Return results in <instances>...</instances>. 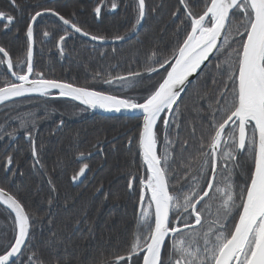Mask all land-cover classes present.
I'll list each match as a JSON object with an SVG mask.
<instances>
[{"label": "trees", "instance_id": "obj_1", "mask_svg": "<svg viewBox=\"0 0 264 264\" xmlns=\"http://www.w3.org/2000/svg\"><path fill=\"white\" fill-rule=\"evenodd\" d=\"M183 2L145 0L146 18L137 36L115 44L89 41L56 17L41 16L34 28L33 78L69 82L128 102L145 101L169 67L152 71L176 56L191 31L192 17L201 16L211 0ZM48 9L101 38L131 33L140 16L138 0H0V46L18 74L26 72L30 21ZM252 19L248 3H239L213 59L190 84L168 125L165 111L156 126L163 169L190 177L187 184L172 180L174 195L185 185H201L202 191L207 184L214 135L238 104V70ZM12 82L0 53V87ZM141 126V117L91 114L74 101L51 95L0 105V187L21 202L31 223L28 242L12 264H129L117 258L141 249L153 225L151 213L138 219L140 189L130 188L133 177H141L143 170L147 176ZM234 127L225 133L233 139L223 141L222 149L230 155L236 152ZM249 131V148L237 157L252 178L257 139L252 125ZM102 144V152L79 160ZM86 165L92 170L81 182L77 176ZM16 234L15 216L0 204V255Z\"/></svg>", "mask_w": 264, "mask_h": 264}, {"label": "water", "instance_id": "obj_2", "mask_svg": "<svg viewBox=\"0 0 264 264\" xmlns=\"http://www.w3.org/2000/svg\"><path fill=\"white\" fill-rule=\"evenodd\" d=\"M240 1L242 0H211L208 8L201 16L192 17L191 31L176 56L152 71V73H156L169 66L163 81L153 94L141 103L128 102L124 98L65 81L33 78L34 28L41 16L52 15L71 31L89 41L100 44L122 43L137 36L141 30L146 18L145 0H138L140 17L134 30L118 38H101L91 35L54 10L39 11L32 17L27 30L29 51L24 74H18L14 71L11 56L0 46V53L5 57L8 72L13 79L12 83L0 87V105L26 97L51 95L52 97L74 101L88 109L92 114L142 118L139 137L140 154L150 180L157 187L160 205L153 195L156 222L146 246L136 253L122 256L118 260H131L133 256L144 253L142 264H152L155 257H157L156 264H158L167 235L174 232L169 229L173 208L172 197L162 168V160L157 151L155 129L165 111L167 112L164 124L165 126L168 125L173 111L190 84L213 59L223 42L231 14ZM249 1L253 11V20L244 43L238 70V105L217 130L214 144L215 171L210 187L197 204L208 194L213 184L219 144L225 129L230 124L236 121L239 123L238 148L241 151H243L247 140L248 124H253L257 133V156L251 184L236 227L222 248L215 264H231L234 255L244 249L250 236L257 228L259 231L258 238L247 264H264V0ZM209 19L212 21L211 26L205 31ZM150 138L153 146L150 145ZM92 154L80 155L79 160H86ZM84 174V172L81 173L80 179ZM145 196L146 190L143 189L139 207L140 214ZM0 204L13 213L17 223V234L13 245L8 251L0 255V264H12L21 255L28 242L31 223L21 202L1 187Z\"/></svg>", "mask_w": 264, "mask_h": 264}, {"label": "flooded vegetation", "instance_id": "obj_3", "mask_svg": "<svg viewBox=\"0 0 264 264\" xmlns=\"http://www.w3.org/2000/svg\"><path fill=\"white\" fill-rule=\"evenodd\" d=\"M232 124L235 125V127L231 129V133L236 134V152L233 153V151L231 153V155L233 154V159L231 160L228 157V154L230 155V152H227V154L222 149L223 141L228 142L233 139L231 136H226L225 134L226 131H228V126L225 129L219 144L217 153L216 175L214 177L213 184L208 194L198 204L197 202L210 187L212 176L215 171L216 160L214 144L217 131L214 135L212 151L209 154V156L211 157V159H209L208 161L211 164L209 177L207 178V184L202 191H200L203 187L201 185H185L180 188L178 195H174L171 191L172 180H184L187 184L190 177L172 176V169L170 167L167 168V172H165V170L163 169L173 203L169 229L174 232L167 235L158 264H215L222 248L232 236L252 180L247 168L248 166L246 165V169V163H243L242 160H238L237 157L238 154H244L249 148V126L251 123L248 124V135L243 151L239 150L238 148L239 123L238 121H236ZM115 139L116 138H113L108 142H111ZM104 147L105 144H102L99 149L91 152L93 154L89 158L93 157L98 152H102ZM101 166L102 165H99L93 171L92 177L96 175ZM186 169H188L187 166ZM91 170L92 169L89 165L84 166L80 171V174L78 175V180L83 182L86 178H88ZM82 172H84L85 174L82 179H79ZM199 180H204V178ZM248 180L249 182L246 185ZM153 184V181L149 178L148 172L146 176L144 170L141 177H133L130 183L131 189H140V201L137 212L138 219H141L147 213L152 214L153 225L147 243L151 238L156 222V209L153 201ZM143 189L146 190V196L142 212L140 214L139 207ZM196 204L197 206L195 207ZM240 252L241 254L239 255ZM250 254L251 244L248 241L244 249H242V251H238L234 255L231 264H247L250 258ZM119 258H117V260ZM143 258L144 253L135 255L131 260H129V264H131L133 260H137L138 262L140 261L142 264Z\"/></svg>", "mask_w": 264, "mask_h": 264}, {"label": "rangeland", "instance_id": "obj_4", "mask_svg": "<svg viewBox=\"0 0 264 264\" xmlns=\"http://www.w3.org/2000/svg\"><path fill=\"white\" fill-rule=\"evenodd\" d=\"M244 1V3H248V5H249V7H250V9H251V4H250V1L249 0H242V2ZM241 2V1H240ZM242 9L244 10V7H242ZM210 26H211V23H210V25H206V29H205V31L207 30V29H209L210 28ZM225 39V38H224ZM224 41V40H223ZM77 179H78V176H77ZM153 190L154 191H156V187H155V185L153 184ZM258 233H259V231H258V229L257 230H255L254 232H253V234L250 236V238H249V242H250V244H251V254H252V252H253V249H254V247H255V244H256V241H257V238H258ZM248 243V242H247ZM249 247V246H248ZM251 254H250V256H251Z\"/></svg>", "mask_w": 264, "mask_h": 264}, {"label": "bare ground", "instance_id": "obj_5", "mask_svg": "<svg viewBox=\"0 0 264 264\" xmlns=\"http://www.w3.org/2000/svg\"><path fill=\"white\" fill-rule=\"evenodd\" d=\"M263 81H264V78H263ZM152 138V137H151ZM149 139L150 140V145L153 146V142H152V139ZM158 205H160V198H159V194L155 191V195H154ZM156 260H157V257H155V259H153V263L152 264H156Z\"/></svg>", "mask_w": 264, "mask_h": 264}]
</instances>
